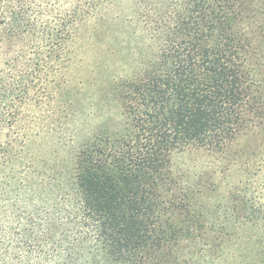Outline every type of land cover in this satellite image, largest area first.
Segmentation results:
<instances>
[{
  "label": "trees",
  "instance_id": "1",
  "mask_svg": "<svg viewBox=\"0 0 264 264\" xmlns=\"http://www.w3.org/2000/svg\"><path fill=\"white\" fill-rule=\"evenodd\" d=\"M95 1H79L68 39H97L86 30ZM137 2L146 50L136 60L127 46L133 62L107 82L120 119L77 136L49 187L1 172L0 264H189L188 236L155 215L178 176L172 154L212 152L227 168L254 165L256 152L262 161L264 0ZM226 198L236 216H254L247 198Z\"/></svg>",
  "mask_w": 264,
  "mask_h": 264
},
{
  "label": "rangeland",
  "instance_id": "2",
  "mask_svg": "<svg viewBox=\"0 0 264 264\" xmlns=\"http://www.w3.org/2000/svg\"><path fill=\"white\" fill-rule=\"evenodd\" d=\"M79 1L0 0V176L13 173L15 180L33 178L49 187L46 177L63 165L64 151L77 136L89 137L120 119L107 82L109 74L133 62L127 46L136 60L146 50L144 24L135 13L139 2L96 0L97 18L86 30L96 27L97 39L87 33L68 39ZM62 45L74 51L62 52ZM259 153L249 157L254 165L241 168L217 164L224 161L212 152L172 154L178 176L155 215L188 236L180 246L197 252L189 264H264V157L257 160ZM231 191L248 199L254 216H236L226 198Z\"/></svg>",
  "mask_w": 264,
  "mask_h": 264
}]
</instances>
